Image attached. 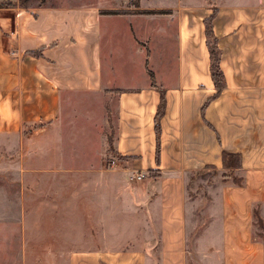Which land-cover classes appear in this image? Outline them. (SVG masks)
<instances>
[{"label":"crops","instance_id":"0c3cea01","mask_svg":"<svg viewBox=\"0 0 264 264\" xmlns=\"http://www.w3.org/2000/svg\"><path fill=\"white\" fill-rule=\"evenodd\" d=\"M3 1L0 136L14 206L67 235L66 264H185V178L222 169L221 150L239 153L242 176L221 181V264H264L251 231L253 208L264 226V0ZM212 10L223 88L203 106L215 91Z\"/></svg>","mask_w":264,"mask_h":264},{"label":"rangeland","instance_id":"374dc122","mask_svg":"<svg viewBox=\"0 0 264 264\" xmlns=\"http://www.w3.org/2000/svg\"><path fill=\"white\" fill-rule=\"evenodd\" d=\"M54 0H24L27 3ZM83 2L85 0H71ZM89 1V0H86ZM109 118H113V105L108 106ZM104 124V123H103ZM111 126V125H110ZM108 126L107 137L110 141L112 128ZM3 137L0 136V264H66L65 254L68 247L62 246L67 235L53 233L50 217L18 214L14 206V197L18 196L19 185L15 182L14 172L4 164ZM13 155H16V153ZM9 158V157H8ZM5 168L8 173H5ZM205 170L203 176L185 178V264H221L223 248L220 226L219 195L221 180L219 171ZM13 201L5 204L4 189ZM264 218V204H257ZM75 218V217H74ZM83 217H76V221ZM42 220V221H41ZM63 221V219H60ZM109 221V220H108ZM112 222L107 228L111 229ZM252 234L261 240L264 246V226H259L253 218ZM110 232V231H109ZM56 235V236H55ZM107 236H110L107 234ZM116 236V235H115ZM83 238H88L83 234ZM82 235L76 237V244L83 241ZM116 244V241H112Z\"/></svg>","mask_w":264,"mask_h":264},{"label":"trees","instance_id":"16d2710c","mask_svg":"<svg viewBox=\"0 0 264 264\" xmlns=\"http://www.w3.org/2000/svg\"><path fill=\"white\" fill-rule=\"evenodd\" d=\"M24 0H18L19 4H23ZM11 4L9 1L0 2V5H9ZM214 15V10L203 20L204 23V33L206 38V45L209 54V74L211 80L213 82V86L215 91L205 100L203 106L213 97H215L223 88V75L218 65V58H219V49L216 45V38L214 37L211 31V18ZM37 52L33 51V54ZM164 107V97H163V90L159 89V101L156 106V110L154 113V129L156 134V146H155V160H158V131H159V117L163 112ZM110 139V138H109ZM118 157H122L117 155ZM221 166L222 169H216L212 165H207L203 169H199L193 171L188 178H194L198 176H203L205 174V170L212 169V173L216 174L219 171V177L221 181L229 180L234 185H240L242 183V176L238 172L239 168V153L233 151H225L221 150ZM253 216L255 217V221L259 226H263L262 220L258 215L257 209L253 208L252 210Z\"/></svg>","mask_w":264,"mask_h":264},{"label":"built area","instance_id":"2783aa9c","mask_svg":"<svg viewBox=\"0 0 264 264\" xmlns=\"http://www.w3.org/2000/svg\"><path fill=\"white\" fill-rule=\"evenodd\" d=\"M143 174L141 172H134L130 176L133 178H140Z\"/></svg>","mask_w":264,"mask_h":264}]
</instances>
